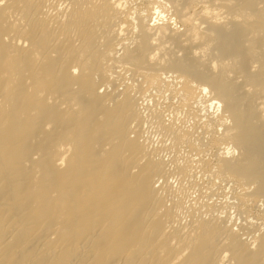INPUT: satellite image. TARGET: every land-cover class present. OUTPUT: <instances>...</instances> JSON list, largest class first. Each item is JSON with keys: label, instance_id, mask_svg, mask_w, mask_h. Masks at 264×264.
Wrapping results in <instances>:
<instances>
[{"label": "bare ground", "instance_id": "bare-ground-1", "mask_svg": "<svg viewBox=\"0 0 264 264\" xmlns=\"http://www.w3.org/2000/svg\"><path fill=\"white\" fill-rule=\"evenodd\" d=\"M121 2L0 0V264H264L263 221L235 229L241 221L196 219L200 205L189 224L172 220L164 162L129 136L134 88L98 91L121 69L145 88L177 83L185 107L220 109L202 125L215 175L250 188L234 196L238 212L264 210V0H156L135 14Z\"/></svg>", "mask_w": 264, "mask_h": 264}, {"label": "rangeland", "instance_id": "rangeland-1", "mask_svg": "<svg viewBox=\"0 0 264 264\" xmlns=\"http://www.w3.org/2000/svg\"><path fill=\"white\" fill-rule=\"evenodd\" d=\"M51 0H46V3ZM60 0H56V4L59 3ZM63 1V0H62ZM123 1H126V2H123ZM130 3H128V2ZM135 1V2H134ZM158 1V0H157ZM47 3L48 5H50L51 3ZM52 2L55 3V0H53ZM121 2V0H120ZM123 2V3H122ZM121 4H123V8H126L125 10H133V9H137V10H134L132 11L134 14L136 12H139L141 10H144L149 4L150 7L149 8H153V7H157V4L158 2H156V0H122ZM157 4H155V3ZM45 3V5H46ZM52 3L53 5H50V6H54L55 4ZM63 3V6L61 4V2L59 3V5L61 6L58 7L59 5H55L53 8L55 7H58V8H55L59 11H64L66 9H70V4L68 2ZM68 3V4H67ZM125 3V4H124ZM151 3H152V6H151ZM65 4L69 5V6H65ZM131 4V5H130ZM155 4V5H154ZM47 6V5H46ZM44 8V10H46V8L48 7V10L51 12L52 11V7L50 6H47ZM159 6V5H158ZM50 7V8H49ZM67 7V8H66ZM155 7V8H156ZM132 8V9H131ZM153 8V9H155ZM51 9V10H50ZM62 9V10H61ZM124 10V9H122ZM67 11V10H66ZM161 11H164L161 9ZM53 12V11H52ZM131 12V11H130ZM165 12V11H164ZM162 12V13H164ZM152 13H155V12H152ZM132 14V13H131ZM166 14V13H165ZM133 17H135L134 15H132ZM131 15H130V20L133 18ZM158 15L156 16V14H154V16H152V22L151 24H153V22L155 21L156 22V19ZM130 20H127L124 24L125 26L123 27L122 25V29H129L127 30L128 31H131V29H133V23H134V18L132 19L133 22L131 23ZM131 20V21H132ZM128 23V24H127ZM130 24V25H129ZM116 25H119V24H116ZM130 27H129V26ZM132 26V27H131ZM173 27L175 26L176 29L178 30H181L183 27L180 26L179 23H176L174 25H172ZM117 27V26H115ZM120 28L117 29L116 28H113L116 29L114 30L115 32H118V33H122V36L125 35V37L128 39V36H126V31L123 30L121 31V26H119ZM127 27V29L125 28ZM134 31V30H133ZM126 32V33H124ZM129 33V39L131 37H134V34L135 32H128ZM127 33V34H128ZM133 35V36H130V35ZM121 36V34H120ZM121 36V37H122ZM124 37V38H125ZM123 38V37H122ZM123 38V39H124ZM126 39V40H127ZM102 39H100L99 43H101ZM127 42V41H126ZM117 49H120L119 47ZM118 51V50H117ZM121 51H119L120 53ZM121 54V53H120ZM119 56V54L117 55ZM116 56V57H117ZM116 71L118 73H116L117 75L116 76H119V78L117 77L116 78V83L114 84V86H110L108 89L105 90V88L103 86H98V91L100 93H103V92H109L111 93V91H113L115 89V91L117 92H121L123 90V88L125 86H128V87H132L134 88L132 91L133 94H134V97H135V100L136 102L138 103L137 104V107L139 108V115H140V118L138 119V121H135V123L133 122V124H131V134H129V136H135V134H138L136 136H139L138 138H140V140L144 141L146 140V146L148 145V150H155V153H157V158L162 160L165 164V177L163 180L160 181V186L164 185L166 187H163L165 190L163 192L165 193H162L160 194V196L162 195L161 198H164L165 201L164 202V206L167 208H174L176 209L175 213H173L172 217L174 220V217H175V220L176 221H179L181 222L180 224L183 225V223L185 224H189L191 221L188 222V220H192L191 218V214H189L188 212L195 207H197V205H200L202 207V209H197L196 211H194L195 209H193V216L196 217V219L200 216V219L201 220H204L206 219V221H212L213 220V217H217V218H214L215 219H218V220H224V221H227L229 222L230 225L233 224H237L239 223V221H241L237 227L235 226V229L238 227L241 228L245 226V224H248L246 222H252V224L254 223L256 225L257 222H261L263 221L264 222V210H262L263 208L260 206L261 204L259 202L257 203H254L252 204L251 202L247 203V206L246 208L248 209L247 212H244V214L242 213V210H240L238 212V209L234 206L235 202H238V201H234V198L237 197L238 195V192H239V195H241L242 191L244 192H249L250 191V188L248 187H243L240 185V184H236L234 182H230L229 180H226L224 178L222 179H218L215 175V165H216V158H215V154L218 155V151L216 150V148L212 147L211 144H209L210 142V139H211V135L207 132H205V128H203V122L205 121V117H206V114H208V116L212 117L213 119H217V117L219 118V116H221V110L219 109L218 112H216V107H215V110L212 109H208V113L204 114L205 112L203 111V108L201 107L200 104H197L196 106L193 105V106H188V107H185V105H183V103H181V99L179 97V95L176 93V88H177V83H176V86L173 85V79H171L170 76L173 77V74L169 75L167 74V77L166 75L162 76L163 79H166L164 81V83H171L170 87L168 89H161V88H158L157 89H154V88H148L146 86V88L144 87L145 85H142L141 84V78H139L137 75V77L135 75H133L130 71H123L121 69H116ZM131 73V76H130V73ZM127 75V76H126ZM134 76V77H133ZM136 77V78H135ZM167 77V78H166ZM121 78V79H120ZM130 80H128V79ZM133 78V79H131ZM135 79V80H134ZM162 79V80H163ZM119 80V81H118ZM125 83H123V82ZM138 83V84H137ZM174 83V84H175ZM133 85V86H132ZM142 87H141V86ZM173 85V86H172ZM175 89H172V87ZM113 87V88H111ZM137 88L139 89V91L137 92ZM171 88V89H170ZM149 89V90H147ZM178 89V88H177ZM104 90V91H103ZM136 90V92H135ZM103 91V92H102ZM149 91V92H148ZM160 91V92H159ZM163 91V92H161ZM169 91V92H168ZM173 91V92H172ZM151 92V93H150ZM143 93V94H142ZM145 93V95H144ZM176 93V94H175ZM136 94V95H135ZM159 94V95H158ZM150 95V96H149ZM178 95V96H177ZM145 96V97H144ZM154 96V97H153ZM159 98V99H158ZM208 98V96H207ZM206 98V99H207ZM153 100V103L151 102ZM159 100V101H158ZM164 100V101H163ZM156 102V103H155ZM180 102V103H179ZM159 103V104H158ZM179 103V104H178ZM150 105V106H149ZM156 105V106H155ZM162 107H161V106ZM154 107V108H152ZM160 107V108H159ZM179 107V108H178ZM187 108V109H186ZM198 108V109H197ZM189 110V111H188ZM192 110V111H191ZM188 111V112H186ZM203 111V112H202ZM215 111V112H214ZM162 112V113H161ZM200 112V113H199ZM193 113V114H192ZM198 113V114H197ZM212 113H213V116H212ZM216 113V114H215ZM161 114V115H160ZM164 114V116H163ZM186 114V115H185ZM211 114V115H209ZM194 115V116H193ZM217 115V116H216ZM157 116H160V117H157ZM201 116V117H200ZM155 117V118H154ZM158 118V120H157ZM143 122H142V120ZM171 120V121H170ZM153 121V122H152ZM196 122V123H195ZM199 122V123H198ZM143 123V124H142ZM194 123V124H193ZM167 124V125H166ZM143 125V126H142ZM193 125V126H192ZM143 129H142V127ZM172 126V127H171ZM185 126V127H183ZM196 126V127H195ZM168 129H167V128ZM189 127V129H188ZM202 127V128H201ZM141 128V129H139ZM176 128V129H174ZM193 128V129H192ZM220 128V130H219ZM141 130V132L139 130ZM172 129V130H170ZM185 129L187 131H189V134H191V137H190V143H188L187 141L184 140V142L180 141V142H177L176 139L178 138L177 136V132L179 133V130L181 131H185ZM221 127H216L215 128V136H219L220 135V131H221ZM138 130V132H137ZM194 130V131H193ZM198 130V131H197ZM133 131V132H132ZM134 131H135V134H134ZM200 131V132H199ZM140 132V133H139ZM200 134V136H199ZM219 134V135H218ZM135 136V137H136ZM143 136V137H142ZM166 136V137H165ZM177 137V138H176ZM201 138V140L197 139V138ZM142 138V139H141ZM145 138V139H144ZM191 138H194V139H191ZM210 138V139H209ZM204 139V140H203ZM178 140V139H177ZM193 140V141H192ZM179 141V140H178ZM145 142V141H144ZM150 142V143H149ZM159 142V143H158ZM192 142V143H191ZM188 143V144H187ZM156 144H158L156 146ZM186 144V145H185ZM192 144V145H191ZM179 145V146H178ZM191 145V146H190ZM198 145V146H197ZM210 145V146H209ZM150 146V147H149ZM154 146V147H153ZM156 146V147H155ZM159 146V147H158ZM182 146V148H181ZM193 146V147H192ZM164 147V148H163ZM175 147V148H174ZM185 149H184V148ZM179 149V151H178ZM161 150V151H160ZM174 150V151H173ZM192 150V151H191ZM196 150V151H195ZM211 150V151H210ZM216 150V151H215ZM180 152V153H179ZM196 152V153H195ZM221 152V151H220ZM160 153V154H159ZM183 154V155H182ZM192 155V156H191ZM181 156V157H180ZM185 156V157H184ZM219 156V155H218ZM175 157V158H174ZM180 157V158H178ZM185 160H184V158ZM187 157V158H186ZM196 157V158H194ZM217 157V156H216ZM173 159V160H172ZM176 159V160H175ZM192 162H191V161ZM175 161V162H174ZM194 162V163H193ZM203 164H202V163ZM210 162V163H209ZM174 163V164H173ZM177 163V165L175 164ZM186 163V164H185ZM188 167L190 168H186V166L188 165ZM181 164V165H180ZM205 164V165H204ZM172 165V166H171ZM174 165V166H173ZM213 165V166H212ZM183 166V167H182ZM200 166V167H199ZM211 166V167H210ZM170 169H169V168ZM206 167V168H205ZM184 168V173H186V176H184L185 174L182 173L181 171L183 170ZM169 169V171H168ZM205 172H203L204 170ZM209 169V170H208ZM212 169V170H211ZM176 170V171H175ZM178 170H180V173L178 172ZM189 171V172H188ZM191 171V172H190ZM212 171V172H211ZM200 172V174H199ZM208 172V174L206 173ZM214 172V173H213ZM188 173L190 174L189 176ZM210 173V174H209ZM184 174V175H183ZM191 174H194V175H191ZM168 175V176H167ZM192 176V177H191ZM199 176V177H198ZM212 176V177H210ZM198 179H197V178ZM201 177V178H200ZM207 177V178H206ZM210 177V178H209ZM216 177V178H215ZM189 178V179H188ZM166 179V180H165ZM169 179V180H168ZM185 179V180H184ZM208 179V180H207ZM216 179V180H215ZM224 179V180H223ZM188 180V182H187ZM214 180V181H213ZM218 181V182H217ZM163 182V183H162ZM166 185H165V183ZM211 182V183H210ZM213 182V183H212ZM168 183V184H167ZM200 183V184H199ZM158 186V185H157ZM158 187V189H160ZM168 187V188H167ZM252 188V187H251ZM249 189V190H248ZM248 190V191H247ZM252 190V189H251ZM173 193H172V192ZM161 192V191H159ZM169 192V193H168ZM176 192V193H175ZM233 192V193H232ZM241 192V193H240ZM244 192V193H245ZM176 195H175V194ZM236 193V194H235ZM172 194V195H171ZM164 195V196H163ZM178 195V196H177ZM210 195V196H209ZM236 195V196H235ZM238 195V196H239ZM168 196V198L166 197ZM171 198H170V197ZM235 196V197H234ZM166 198V199H165ZM177 198V199H176ZM170 199V200H169ZM179 199V205L177 207H174L175 204L174 202ZM190 199V200H188ZM163 200V199H162ZM174 200V201H173ZM186 200V201H185ZM188 200V201H187ZM200 200V201H199ZM168 204H167V202ZM171 201V202H169ZM180 201L181 204H180ZM199 201V202H198ZM201 201H202V204H201ZM209 201V202H208ZM232 201H233V204H232ZM192 202V203H191ZM210 204H208V203ZM218 202V203H217ZM227 202V203H226ZM231 202V203H230ZM173 203V204H172ZM198 203V204H197ZM239 203V202H238ZM259 203V204H258ZM193 204V206H192ZM196 206H195V205ZM217 205V207H212V205ZM233 205V207H231V205ZM171 205V206H170ZM191 205V208L188 209ZM205 205V206H203ZM240 205V203H239ZM257 205V206H256ZM199 206V207H200ZM222 206V207H221ZM226 206V207H225ZM200 207V208H201ZM208 209H207V208ZM210 207V208H209ZM185 208V209H184ZM206 208V209H205ZM174 209H171V210H174ZM188 209V211H187ZM211 211H210V210ZM212 209H215V210H212ZM236 209V210H235ZM200 210V211H198ZM202 210V212H201ZM222 210V211H221ZM259 210V211H258ZM177 211V212H176ZM200 213H198V212ZM208 212L207 214L205 212ZM220 211V213H219ZM240 214H238L237 212ZM261 211V212H260ZM185 212V213H184ZM187 212V213H186ZM204 212V213H203ZM215 212V213H213ZM219 214H218V213ZM192 213V212H190ZM197 213V215L195 216V214ZM202 213V214H201ZM210 213V214H209ZM247 213V214H245ZM178 214V215H176ZM181 214V215H180ZM185 214V215H184ZM213 214V215H212ZM217 214L221 217H218ZM221 214V215H220ZM176 215V216H175ZM189 215V216H188ZM216 215V216H215ZM236 215V216H235ZM179 216V217H178ZM184 216V217H183ZM225 216V218L223 217ZM242 216V217H241ZM188 217V218H186ZM193 217V218H194ZM205 217V219H204ZM230 217V218H228ZM237 217V218H236ZM239 217V218H238ZM177 218V219H176ZM181 218V219H180ZM203 218V219H202ZM221 218V219H220ZM227 218V219H226ZM237 220H236V219ZM243 218V219H242ZM180 219V220H179ZM185 219V220H183ZM195 218L193 219V222L196 220ZM199 219V218H198ZM235 219V220H234ZM246 219V220H245ZM232 220V221H231ZM186 221V222H184ZM231 221V222H230ZM237 221V223H235ZM256 221V222H255ZM245 223V224H244ZM185 224V225H186ZM253 224V226H255ZM258 224V223H257ZM240 234H242V232H240ZM242 239H245L247 236L246 235H241ZM244 237V238H243ZM247 238H250V237H247Z\"/></svg>", "mask_w": 264, "mask_h": 264}]
</instances>
